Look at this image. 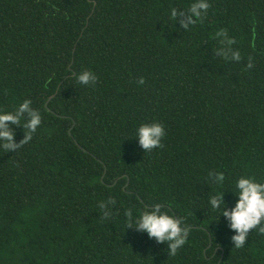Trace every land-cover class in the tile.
Listing matches in <instances>:
<instances>
[{
  "label": "trees",
  "instance_id": "1",
  "mask_svg": "<svg viewBox=\"0 0 264 264\" xmlns=\"http://www.w3.org/2000/svg\"><path fill=\"white\" fill-rule=\"evenodd\" d=\"M25 101L0 148V264H264L261 225L235 248L223 215L239 178L264 183V0H0V111ZM157 205L175 254L136 226Z\"/></svg>",
  "mask_w": 264,
  "mask_h": 264
},
{
  "label": "clouds",
  "instance_id": "2",
  "mask_svg": "<svg viewBox=\"0 0 264 264\" xmlns=\"http://www.w3.org/2000/svg\"><path fill=\"white\" fill-rule=\"evenodd\" d=\"M207 7L206 3H199L193 5L191 11L198 17V9H206ZM176 15V11L173 10L171 13L172 18H175ZM233 58L239 60V53H233ZM90 76L92 80L96 79V76L92 75L90 71H84L78 75L77 80L81 84H87ZM29 103L30 101H25L19 104L15 116L9 111H0V148L8 150L20 147V145L10 143L13 133L5 122L20 123L19 114L28 110ZM30 115L31 119L25 125L28 131L24 143L31 139L32 133L37 131V126L40 124L38 113H31ZM134 134L138 137L143 148L151 149L159 144L162 128L158 123H144L135 129ZM235 187L238 189L236 203L231 211H225L223 215L230 220L231 228L237 233L233 237L235 248H240L247 238L249 229L261 225L259 231L264 232V223H262L264 221V183L245 176L237 180ZM212 205L214 208L220 206L219 194L212 200ZM136 226L140 230L146 231L149 236L155 237L158 241H173L170 244L173 254H175L178 247L185 243L184 239L181 238L184 229L180 226V222L166 212H162L158 205L151 211L138 209V223Z\"/></svg>",
  "mask_w": 264,
  "mask_h": 264
}]
</instances>
